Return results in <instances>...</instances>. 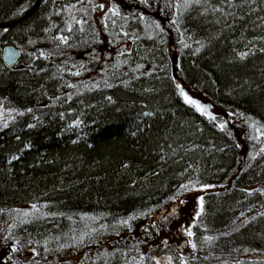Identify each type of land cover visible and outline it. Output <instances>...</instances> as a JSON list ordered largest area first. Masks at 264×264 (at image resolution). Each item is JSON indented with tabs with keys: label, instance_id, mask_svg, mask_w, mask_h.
I'll use <instances>...</instances> for the list:
<instances>
[{
	"label": "trees",
	"instance_id": "1",
	"mask_svg": "<svg viewBox=\"0 0 264 264\" xmlns=\"http://www.w3.org/2000/svg\"><path fill=\"white\" fill-rule=\"evenodd\" d=\"M34 1L0 0V23ZM110 1L120 14L96 20L41 0L0 28V244L27 246V264H264V0ZM193 189L188 258L129 241Z\"/></svg>",
	"mask_w": 264,
	"mask_h": 264
},
{
	"label": "rangeland",
	"instance_id": "2",
	"mask_svg": "<svg viewBox=\"0 0 264 264\" xmlns=\"http://www.w3.org/2000/svg\"><path fill=\"white\" fill-rule=\"evenodd\" d=\"M142 1L144 2V0ZM146 1L148 3V0ZM165 2L166 0H149V5L153 3L154 5L159 6ZM172 2H174V0ZM101 5H103V7H100ZM122 7L123 5L117 1L81 0L74 11L76 12L75 16L77 18L80 17L78 19H81V16L84 15L85 11H91L93 18L98 20L102 18L104 19L109 12L113 13V10L120 14ZM100 50H102L101 47ZM177 82L179 85V93L183 100L184 97L181 94V89L190 98L198 101L202 106H204L208 113L211 114V117L221 115L229 122L234 121L233 115L230 112H227L213 104L205 93L200 90L192 89L182 80H178ZM191 106L194 107L193 105ZM11 114V111L4 112V110L0 109V121L5 123L10 118ZM200 191L201 190L196 191L193 189L191 191H187L188 194L186 197L185 195L182 196V194L175 197L166 207L164 206L163 208L158 209L157 213L155 212L152 215L153 217H151L150 222L154 221V223L151 225L147 224V227L150 229V233L147 238L145 236H137L134 233L132 236H128L129 241L134 240L137 237L138 240L140 239V242H146L147 245L153 249V251H158L160 253L161 250L165 251V249H172L178 251L183 259L188 258L193 248L185 230L189 228L190 230L192 229L193 220L200 210V202L198 200ZM184 240L186 241V244L180 246V243ZM164 241H167V243H164ZM118 242L123 243L120 239L114 243ZM12 249H16V251H13ZM20 250L21 248H19L15 243L2 242V244H0V264H27L28 257L32 254H30L31 252L27 246L22 249L23 251L19 252ZM84 254L87 255L88 251ZM82 255L83 252L75 254L76 257L73 256V258L70 259L71 262H77L76 260H79ZM85 255H83V257ZM164 259L165 258L161 259V261ZM22 260H24V263Z\"/></svg>",
	"mask_w": 264,
	"mask_h": 264
},
{
	"label": "water",
	"instance_id": "3",
	"mask_svg": "<svg viewBox=\"0 0 264 264\" xmlns=\"http://www.w3.org/2000/svg\"><path fill=\"white\" fill-rule=\"evenodd\" d=\"M41 0H35L34 3L31 5L29 9H27L18 19L11 21V22H4L0 23V28H5V27H12L19 22L23 21L24 19L28 18L31 14L35 12V10L38 8L39 3ZM20 55L19 49L12 45H6L3 47L2 50V58L3 61L7 64H12L14 63ZM186 244V241H182L180 243V246Z\"/></svg>",
	"mask_w": 264,
	"mask_h": 264
},
{
	"label": "snow or ice",
	"instance_id": "4",
	"mask_svg": "<svg viewBox=\"0 0 264 264\" xmlns=\"http://www.w3.org/2000/svg\"><path fill=\"white\" fill-rule=\"evenodd\" d=\"M100 7H103V5H101ZM113 14H118V13H116L115 10H113ZM61 39L63 40L65 38L61 37ZM177 87H179V85ZM181 94L183 95L184 100H185L186 103H188L190 105H193L196 108L197 111L201 112V114L209 115L210 118L215 119V117H211V114L208 113L207 109L204 106H202L198 101L190 98L186 93L183 92L182 89H181ZM146 115H147V113H146ZM220 127L223 128L224 125L222 124V125H220ZM261 151H264V149H261ZM199 201H200V204H199L200 211L197 213V217H199L203 213V204H204L203 197H200ZM185 232H186L187 236H189V237L193 236V232L190 230V228L186 229ZM206 239H211V238H206ZM164 243H167V241H164ZM192 247L195 248L196 245L192 244ZM12 250L16 251V249H12ZM167 259L169 261V264H171L172 257L169 256V257H167ZM156 264H161V262L159 260H157Z\"/></svg>",
	"mask_w": 264,
	"mask_h": 264
}]
</instances>
